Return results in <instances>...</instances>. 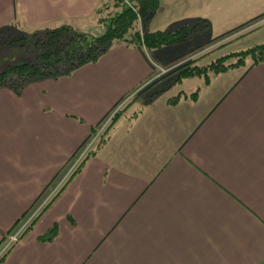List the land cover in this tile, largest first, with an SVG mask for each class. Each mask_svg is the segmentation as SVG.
<instances>
[{"label": "crops", "instance_id": "crops-1", "mask_svg": "<svg viewBox=\"0 0 264 264\" xmlns=\"http://www.w3.org/2000/svg\"><path fill=\"white\" fill-rule=\"evenodd\" d=\"M105 1L0 0V26L95 24ZM262 13L264 0H159L149 30L203 19L208 37L146 55L175 61ZM151 72L137 48L115 44L68 76L19 94L0 88V245L91 129ZM242 72L209 96L214 78H190L199 82L195 99L183 90L175 104L165 90L133 99L0 264H264V63L234 84ZM54 224L53 239L40 240Z\"/></svg>", "mask_w": 264, "mask_h": 264}, {"label": "trees", "instance_id": "trees-1", "mask_svg": "<svg viewBox=\"0 0 264 264\" xmlns=\"http://www.w3.org/2000/svg\"><path fill=\"white\" fill-rule=\"evenodd\" d=\"M158 4L159 0H106L95 10V24H98L102 29L100 33L90 30L81 31L69 23L38 28L28 32L19 30L15 23L0 26V88H6L19 94L27 85L34 81L44 78L56 79L68 76L79 67L98 60L103 53L115 44H123L137 48L150 65L152 74L154 67L156 68L158 64L153 65L146 55L147 51L184 43L192 39L195 35L203 33L207 28L206 21L201 19L190 24H182L173 30L151 31L148 29V24L155 15ZM263 17L264 13L257 15L249 21L208 40L206 45L232 34L249 24H253ZM13 31L16 33H13ZM247 61L249 64L246 66ZM261 63H264V43L255 44L247 49L222 55L205 64H199L198 58L194 60L189 59L187 62L184 61L177 64L173 71L170 72L171 75L175 73V76L169 78L166 87L169 88L190 78H202L204 85H208L213 75L246 66L239 78L235 81L234 84H236L252 67ZM163 91L164 89H160L158 93ZM158 93H155L153 96ZM181 93L178 92L176 95L170 97L168 103H177L180 96L183 95ZM197 93L198 90H195L189 96L195 99ZM137 96L139 95L137 94ZM184 96L186 97L185 94ZM148 100L150 101L151 98ZM126 106L127 104L114 115L110 122L111 124ZM109 111L91 129L90 134L84 142L71 155L62 170L53 177L29 210L19 219L16 226L8 233L2 234L0 261L3 260L7 252L31 227L34 220L61 191L68 180L80 169L84 160L93 155L102 146L105 141L104 135L107 128L98 136L93 146L78 161L75 167L67 173L72 163L76 160L75 158L78 156L80 150L91 136L94 135L97 127ZM62 176L64 178L63 181H61ZM57 185L59 186L58 188L56 187ZM47 193L46 199L41 201L43 195ZM39 206L40 209L32 217L27 228L25 227L18 235L17 240L8 243V236L17 230L18 224L24 218H28ZM56 234L57 225L54 224L39 239L49 241Z\"/></svg>", "mask_w": 264, "mask_h": 264}, {"label": "rangeland", "instance_id": "rangeland-1", "mask_svg": "<svg viewBox=\"0 0 264 264\" xmlns=\"http://www.w3.org/2000/svg\"><path fill=\"white\" fill-rule=\"evenodd\" d=\"M69 24H71L76 29L81 30V31H84V30L89 31L90 30V31H95L97 33H100L102 31V29L98 26V24H93V23H88V22H86L85 24H81L78 22L76 24H74L72 22H69ZM22 31L27 32L26 29H24ZM210 32L211 31L208 30L209 36H210ZM13 33H16V32L13 31ZM204 33H205V34H203L204 38H207L208 37L207 31ZM197 35H195V36H197ZM215 35H217V34H215ZM206 42H208V40ZM206 42L204 44L200 45L198 48H195L191 52L185 54L184 56H181V58H179L175 61L166 62V63H162V64L157 63V62L154 63L153 65H156V64H158V65H156V68L154 67L153 73L144 81L143 84H141L140 86L137 87L139 89L136 91V93L133 95V97H131L129 100L125 101L124 106L126 104L128 106L131 103L130 100H133L134 97L137 96V94L141 95V94H144V92H147V93L143 96V99L144 98L149 99L155 93H158L160 89L165 90L162 97H172L173 95H176L178 92H180V90H183V92L185 91L187 93H191L192 91H195L196 86H197L196 82H198V81H194L195 79L192 81L184 80L182 83L176 84V85L171 86L169 88L166 87V83L169 82L168 81L169 78H173L175 76V73H172V75H171L170 72L173 71V69L176 67V65L181 63V62H184V61L187 62V60H189V59L194 60L197 58H198L199 64H205V63H208V62H210V61H212V60H214V59H216L222 55H225V54H228L231 52L244 50V49H247V48H249L255 44L264 43V17L261 18L260 20H257L253 24H249V25L245 26L244 28H242V29H240V30H238L232 34H229V35H227V36H225L219 40H216L210 44L206 45ZM248 64H249V62L247 61L246 66ZM244 68H235V69H231L227 72H223V73L213 75L212 78H214V79L212 81L211 87L209 89H206V93H205L206 95L205 96L212 95L214 90L221 91V88H225L229 83H231L238 76V74L244 70ZM122 100H125V99L123 98ZM116 107L114 109H116ZM120 109L118 111H120ZM77 157L78 156H76V158ZM63 176L61 177V181H63V179H64ZM56 187L58 188L59 186L57 185ZM47 195H48V193L44 194L43 198H41V201L46 199ZM26 219L27 218H24L20 224L21 225L24 224ZM29 223L30 222H28L26 224V226H25L26 228L29 225Z\"/></svg>", "mask_w": 264, "mask_h": 264}, {"label": "built area", "instance_id": "built-area-1", "mask_svg": "<svg viewBox=\"0 0 264 264\" xmlns=\"http://www.w3.org/2000/svg\"><path fill=\"white\" fill-rule=\"evenodd\" d=\"M139 88L133 90L132 92H130L127 96L124 97L125 100H120L118 104L115 105L116 109H114L115 107H113L109 113L107 114V116L104 118V120L101 122V124L97 127L96 132L94 133L93 136H91V138L88 140V142L86 143V145L83 147V149L79 152L78 157L76 158V161L74 163H72L71 167L69 168L68 172L69 173L74 167L75 165L78 163V161L90 150L91 146H93L94 142L97 140L98 136L104 132V130L107 128V126L110 124L112 118L114 117V115L118 112V110L120 108H122L125 104L126 100H129L131 97H133V95L136 93V91ZM40 209V206L31 214V216H29L26 221L24 222V224H20L17 227V230L15 232H13L12 234H10L8 236L9 238V242H14L17 240L18 235L22 232V230H24L26 224L28 222L31 221L32 217L37 213V211ZM7 243V245H8Z\"/></svg>", "mask_w": 264, "mask_h": 264}]
</instances>
